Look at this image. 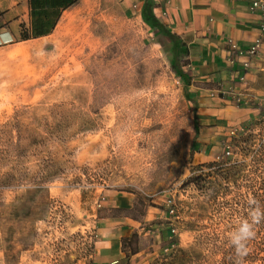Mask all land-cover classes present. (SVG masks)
<instances>
[{
	"label": "rangeland",
	"instance_id": "1",
	"mask_svg": "<svg viewBox=\"0 0 264 264\" xmlns=\"http://www.w3.org/2000/svg\"><path fill=\"white\" fill-rule=\"evenodd\" d=\"M133 5L82 0L68 27L0 45V264H95L110 191L142 215L157 207L139 249L177 229L171 251L170 232L141 264H264V220L243 257L230 242L249 201L264 208V50L259 109L228 125L238 136L224 127L211 140L187 73ZM225 143L230 161L213 157Z\"/></svg>",
	"mask_w": 264,
	"mask_h": 264
},
{
	"label": "crops",
	"instance_id": "2",
	"mask_svg": "<svg viewBox=\"0 0 264 264\" xmlns=\"http://www.w3.org/2000/svg\"><path fill=\"white\" fill-rule=\"evenodd\" d=\"M82 0H0V45L22 40V34L47 36L57 27L64 29L76 19ZM134 7L141 12L144 0H132ZM156 18L175 35V41L154 31V39L165 49L170 50L174 59L179 61L180 72L187 76V94L196 104L201 116V127L215 136L231 122L247 119L259 109L257 81L262 66L261 53L249 58L232 51L231 43L249 48L262 34L260 16L250 9V0H151ZM70 13L74 18L64 21ZM58 14V16H57ZM62 26V27H60ZM50 33V34H51ZM49 35V34H48ZM30 40V39H28ZM163 42V43H162ZM261 48L264 50V45ZM182 55L177 58L178 55ZM250 60L251 69L245 71L243 62ZM245 73L246 83L239 77ZM221 90L230 91L226 97ZM215 92L216 96L211 94ZM256 99L254 104L249 100ZM261 99V98H259ZM233 127L227 128V134ZM221 134H219L220 137ZM208 140V138H207ZM211 143V142H210ZM217 157L223 147H213ZM121 192H106L105 199L114 216L106 220L104 241L99 247L95 264H121L126 254L122 239L137 232L143 244L146 221L159 218L157 207L149 205L145 215L135 210L132 197ZM123 207L127 211H119ZM155 213V214H153ZM152 223V222H151ZM167 228L161 234L152 235V243L141 247L140 251L127 257L130 264H141L148 255L157 256L170 235ZM144 234L142 236L141 234ZM151 233V232H150ZM152 258V257H151Z\"/></svg>",
	"mask_w": 264,
	"mask_h": 264
},
{
	"label": "built area",
	"instance_id": "3",
	"mask_svg": "<svg viewBox=\"0 0 264 264\" xmlns=\"http://www.w3.org/2000/svg\"><path fill=\"white\" fill-rule=\"evenodd\" d=\"M250 9L252 10V12L258 13L260 16V30L262 31V34L259 38H257L254 41V43L249 48H242L237 43H233V42L231 43V47H232V51L235 54L246 55L249 58H252L255 56L257 57L260 54L262 44L264 41V0H250ZM251 68L252 67H251L250 60H246L243 62V69L245 71H249ZM239 80L242 83L247 82V78L245 76V73L239 77ZM229 92L230 91H227V90H221L220 95L222 97H226L229 94ZM211 95L216 96V93L213 92ZM229 134L238 136L239 132L237 129H231L229 131ZM223 147H224L223 153L216 157L218 160H225L226 157H233L234 156V149L231 146V144L225 143ZM165 208H166L167 214H171V215H174V217H176L175 216L176 205H175V202L172 198H168L166 200ZM169 221H171V220H169ZM170 224H171L172 236L170 237V242L167 244V246H165L163 248V253H168L169 251H171L175 247L174 237L177 234V229H176L175 225L172 223V221L170 222Z\"/></svg>",
	"mask_w": 264,
	"mask_h": 264
},
{
	"label": "trees",
	"instance_id": "4",
	"mask_svg": "<svg viewBox=\"0 0 264 264\" xmlns=\"http://www.w3.org/2000/svg\"><path fill=\"white\" fill-rule=\"evenodd\" d=\"M142 11H143L144 20L154 29V31L158 33H162L166 35V37H168L169 39H172L173 41H175V35L170 30H168V28H166L162 22H160L156 18L153 12V4L151 0H148V2L143 5ZM47 33L50 34L51 32H47ZM48 34H45V35H48ZM37 37H42V36L40 35L30 36L26 33L22 34V40H28V39L37 38ZM178 72H180V70H178ZM185 91L187 94V88H185ZM230 160H231V157L225 158V161H230ZM138 241H139L138 233H134L131 236L124 237L122 239L123 251L126 253L127 257H129L130 254L134 255L140 251L139 246L137 244ZM134 243L136 244L134 245Z\"/></svg>",
	"mask_w": 264,
	"mask_h": 264
},
{
	"label": "clouds",
	"instance_id": "5",
	"mask_svg": "<svg viewBox=\"0 0 264 264\" xmlns=\"http://www.w3.org/2000/svg\"><path fill=\"white\" fill-rule=\"evenodd\" d=\"M251 206L249 218L243 220L238 228L230 234V242L235 247L238 257H243L247 253L246 242L255 235L254 226L264 220V208H261L259 202L250 200ZM240 264V261H237Z\"/></svg>",
	"mask_w": 264,
	"mask_h": 264
},
{
	"label": "bare ground",
	"instance_id": "6",
	"mask_svg": "<svg viewBox=\"0 0 264 264\" xmlns=\"http://www.w3.org/2000/svg\"><path fill=\"white\" fill-rule=\"evenodd\" d=\"M72 15H74V14H72ZM70 13H66L65 15H64V17H63V19H64V21L66 22V21H71L73 18H74V16H72ZM60 27H62V26H60Z\"/></svg>",
	"mask_w": 264,
	"mask_h": 264
}]
</instances>
